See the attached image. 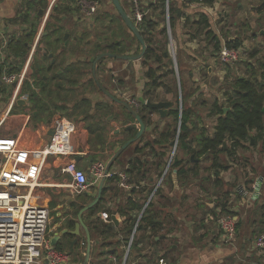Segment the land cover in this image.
I'll return each mask as SVG.
<instances>
[{"label": "rangeland", "instance_id": "obj_1", "mask_svg": "<svg viewBox=\"0 0 264 264\" xmlns=\"http://www.w3.org/2000/svg\"><path fill=\"white\" fill-rule=\"evenodd\" d=\"M75 0H62L61 2H74ZM122 1V0H121ZM142 1V0H141ZM149 0H143V3H147ZM162 4L163 0H159ZM220 1V0H219ZM60 2V3H61ZM125 3V5H128L132 9V2L131 0L122 1ZM58 3L59 5L57 7H54V12L51 13V16L49 17V22L46 25V35L41 34L40 40H41V46H44V39H47V34L53 31V29L56 26H62L64 27L67 32L68 29L72 34L76 32L75 27L72 26L70 23L71 21L65 20L63 23L62 20H57V15H60V9L62 5ZM253 7L248 9L253 10H259L260 16H261V22L260 25H257L254 29L252 28L250 22L251 20L249 18L243 19L240 21L238 26L229 25V15H224L223 12H220L221 5H215L214 6V15H211V23L212 27L214 28V31L216 34H218L221 38V35L217 33V28L221 27L220 30L222 33V36L224 37V41L232 40L230 39L231 36H234L236 34L239 35L238 38L232 40V42L238 41L239 47L242 48L241 51V57L240 60L234 64L231 65H224L221 64L218 60V50L215 49V41H211L210 38L207 37L206 31L197 29L198 27H195L191 24V22L182 24L181 19L175 18V16L172 17V27L171 30V38L173 41V44L176 46V60L174 59V63L176 65L173 66V64H169L168 70L170 72V75L166 77V80L170 84L177 83V96L174 94V92H168L165 91L164 88L156 90L153 95L156 97L161 96V98L166 100H173L175 102V97H179L178 99H181V91L179 89V80L180 83L183 85V91L185 95V103H183L184 107L183 110H185L187 107L192 110L191 119L189 120L188 126L189 130L188 133L185 134V138H187L189 144L192 146V149H195L196 152H193V155H196V158H198V164L195 165L197 161H190V156L192 152L190 150L183 149L181 146V143H179L180 138V129L179 124L181 123L180 117H175L170 114V112L166 113L164 117H161L158 113H156L152 118V125L148 126V128H145L143 136L137 140L135 143L130 145L128 147V150L125 149V152L118 158L120 160L118 163L121 165L123 164L124 160L130 157H134V146L138 143L140 146L142 144L144 145L145 141L148 140H159V143H156L155 151L156 152H164V148L162 147L164 138L161 137V133L164 130H168V132H172L170 135V139L172 141V144L168 147L166 155V159L162 156H158L156 158L155 153L152 154L150 149L142 148V152L139 154L141 155L142 159H144L146 162L152 163L154 165H151L152 170H154L151 175L153 177V180H150L151 189L152 191H155L157 185L159 184V181L163 179L161 182L160 187H162V190L164 191L166 198H173V195L170 194V192H173L175 195V191L178 192V195L184 196V201H187L189 203L193 202L195 199L200 198L201 200L204 199V197L199 195L200 188H209V191L211 192L213 189H215V194H217V198H219V203L226 202L229 199V194H227V191H233L236 189L235 187L239 185L241 182L246 186L247 189L250 191V196L246 198L243 205L248 208L251 204L255 206V209L252 210L251 218H257V224L256 221L253 222L252 228L249 226L250 230V238L246 241L247 243L246 248L243 249L244 253L251 252V250L254 248L255 253V259L251 262V264H254L255 261L260 260L262 263H264V252L261 255L260 252L263 250L257 248L255 246V240L256 237L260 233H264V140L260 139L258 140V143L254 145V143L245 141V145L243 147H240L237 149V153H234L233 156L229 158L227 157L226 153H222L220 155V158L222 162L227 164L229 166V169L221 170V179L223 180L220 186L217 183L219 182L216 178L215 170L213 167V154L211 152L203 155L198 156V150L200 148L199 141L197 137L200 135L201 132L212 134L214 131V126L217 121V114L215 110H217L214 106L215 102L218 101L219 104L223 105L225 110L228 111L229 107L231 106L230 100L234 98L235 96V88L234 84H236V81L239 77H247L252 78L255 68L258 66V59L262 58L264 56V37L262 39V44H260V47H257V43L253 40H248L247 45H243L242 42L250 37L252 34L251 32H255L259 37H262L260 35L259 29L264 27V6L262 4V0H253L252 2H248ZM49 2L47 3V5ZM104 7L102 9V13L106 10V17L101 15L102 13H99L100 19H102V22L99 26L100 27L103 22L105 21L104 18H107L110 16V14H113L114 16H117L116 9L112 3V0H104ZM106 4V5H105ZM108 4V5H107ZM46 5V7H47ZM171 5L173 6V0H171ZM201 5V4H200ZM113 6V7H112ZM203 6V5H202ZM202 6H189L187 7V11H192L191 15L192 18L195 17L198 12H200V7ZM203 10V8H202ZM201 10V12H202ZM210 13V12H208ZM162 24L164 22V25L166 26L167 21L165 19L164 14L162 15ZM39 19L37 22L39 23ZM43 21V18H42ZM98 21V19H97ZM36 24L38 25V23ZM255 23V22H253ZM34 26V34L37 35V25ZM195 24V22H194ZM231 24V23H230ZM40 25V24H39ZM252 28V30H251ZM69 32V33H70ZM189 32V33H188ZM200 33V34H198ZM259 33V34H258ZM198 34V37L194 40V36ZM84 37L82 40L76 42V43H70L67 47V51H65L62 55L57 54V51H53L55 53V56L59 57V60L55 61L54 69H60L62 70L68 62L77 61L78 63L82 62H90V58L95 54L94 50L91 47H87L85 45V38H90L92 34L84 33ZM107 35L110 33L107 31ZM45 37V38H44ZM69 38V37H68ZM96 38L93 37V40ZM169 39V38H168ZM70 40V39H69ZM72 41V40H71ZM170 41V39H169ZM167 42V41H166ZM169 44V43H168ZM33 45V44H32ZM33 47L30 48V51L27 55L31 54V51ZM54 48V46H53ZM48 50V47L45 48V51ZM8 53V49H6V56ZM26 55V56H27ZM22 59H27V56ZM50 57L44 55V51H42V48L40 49L38 46L35 47V51L33 53V58L30 62V65L27 69V77L28 80L23 86V90H28L29 94L31 93V101H42L46 103H51V100H57L59 102L67 103V105L72 104L75 101H80L82 97H87L90 99V106L85 104H81L78 107H69L64 109H57L52 108L48 113H45L44 110H41L42 108H39V110L46 115L44 119H42V116H33L32 115V121L29 123V131L26 132V135L28 138L31 137V131L35 130L37 125L41 123V121H45L49 118L51 121L55 116H60L61 114L73 119L74 121H77L78 117L83 114V112L89 108L90 112H95V106L97 102L102 103L103 105H109V102H111V98L105 94L98 86V84L94 81L93 73H92V65H83L81 66V73H75L72 76V81H68V79L65 77L67 76L65 74L64 79L60 78H54L55 72H46L44 70V67L47 66L50 62ZM178 59V61H177ZM111 61H108L107 59L103 60L102 66L103 68L102 73L97 71V74L99 76V79L102 81L103 85L108 84V87L110 89L114 88V75H112L111 68L113 66ZM139 62V61H138ZM135 63L136 71H142L143 69L140 68V62ZM107 64L108 67H107ZM80 66V65H79ZM174 68V72H171V69ZM20 68H17L15 70H10V72H18L20 71ZM104 70V71H103ZM62 72H60L61 74ZM166 73V72H165ZM43 74H47L49 78V82L47 83L50 87L47 86L48 93H42L40 92V87L38 85L39 80L41 79V76ZM102 74L104 76H102ZM257 76L261 77V71H258ZM75 80V82H73ZM79 81H82L81 83ZM31 82V83H30ZM125 82H129V84L126 87H122L118 94L123 98L130 99L133 101V98L136 96L132 94V90L134 92L135 82L137 86V77L136 81L134 82L131 78L125 79ZM58 85H61L63 87L60 91L58 90ZM138 89V88H137ZM188 92V95L186 93ZM137 93V92H136ZM11 90L8 89L6 86L0 87V103L7 102L10 98ZM40 98V99H38ZM181 102V101H180ZM176 104V102H175ZM181 105V103H179ZM180 106H178L179 108ZM28 107H19L16 106V108L13 110V114L16 113H25L28 112L26 110ZM187 108V109H188ZM101 109L97 110L99 113ZM93 114V113H92ZM61 115V116H62ZM49 116V117H47ZM111 116V115H110ZM108 120L113 122V118ZM50 121V122H51ZM98 122L101 120H97ZM96 121V122H97ZM90 122V121H89ZM102 122V121H101ZM102 126H90L94 132L93 141L95 142L92 147L93 150L100 149L98 152V155L100 158L106 162L109 161L113 155L116 152V149L118 147H121L124 143V141L128 138L129 134L124 132L126 126H119L118 123L115 126H112L111 123L104 122L101 123ZM140 126V123H136V126H134V129L138 128ZM174 132V133H173ZM184 134V132H183ZM252 136L256 134L255 131L251 132ZM144 137L143 140H141ZM141 140V142H140ZM98 145V146H97ZM100 145V146H99ZM230 145V142L227 143V147ZM100 147V148H99ZM145 147V146H144ZM149 153V154H148ZM144 154V155H143ZM152 155V156H151ZM156 159H155V158ZM149 159V160H148ZM160 159L165 161L162 163V166L159 164L156 165V162H158ZM179 159H182L184 164H186L187 168L196 166V170L198 171V175H195L189 171L188 177H185L184 180V187L180 185L183 190L179 191L176 189V176L171 172L172 168L175 164V162ZM58 164V163H57ZM117 164V166L120 167L119 170H122V165L120 166ZM156 165V166H155ZM59 173L58 171H56ZM171 172V173H170ZM191 174V175H190ZM225 174V175H224ZM231 176L229 178L230 181H226L224 179V176ZM63 176V175H62ZM65 178V177H64ZM174 178V179H173ZM63 180V177L60 178ZM261 179V185L259 186L258 190H256L257 187V181ZM102 180V179H101ZM120 179L114 180L116 185H119ZM251 182V183H249ZM145 185L149 183L147 180L144 182ZM181 183V182H180ZM255 183V188L251 187L252 184ZM179 184V181H178ZM211 185V186H209ZM249 185V187H248ZM148 187V186H147ZM158 189V188H157ZM157 189L155 191L154 196L157 193ZM255 191L254 196L252 193ZM97 194V193H96ZM77 198L80 196L85 197L84 193L80 195H76ZM75 196V197H76ZM93 196H91L92 198ZM91 198H84L85 201L90 202ZM152 198V199H153ZM216 198V199H217ZM148 199V198H147ZM146 199V201H147ZM242 199L241 196L236 197V200L232 203L238 206V210L235 212H231L233 215H239L237 217L238 222L240 223L241 215H245V211H242L244 206L239 203V201ZM145 201V202H146ZM144 203V202H143ZM116 201L112 200L111 204L109 206H115ZM144 206L141 209V213L143 212ZM75 211L72 212V216L76 217L78 212V209H74ZM64 215L67 211V208L63 210ZM77 212V213H76ZM239 212V213H238ZM140 213V214H141ZM221 214H224L220 212ZM225 214H228L227 212ZM68 215V214H67ZM262 220V221H258ZM237 226V233H238V227ZM51 225V223H50ZM241 227H243V223L241 224ZM248 233V232H246ZM129 244V243H128ZM128 246V245H127ZM154 249H157L153 246ZM63 250L68 251L69 248L67 245L63 246ZM83 252H85V249L83 248ZM95 244L92 241V253L91 256L93 257L96 253ZM156 255H153V259H156ZM91 257V258H92ZM254 258V257H253ZM259 261V262H260ZM260 262V263H261Z\"/></svg>", "mask_w": 264, "mask_h": 264}, {"label": "crops", "instance_id": "obj_2", "mask_svg": "<svg viewBox=\"0 0 264 264\" xmlns=\"http://www.w3.org/2000/svg\"><path fill=\"white\" fill-rule=\"evenodd\" d=\"M122 1L128 2V0ZM252 1L253 0H216L212 6H202V4L200 5L199 3H190L188 0H173L172 7L175 13H177L176 17L181 19L182 24L183 21L184 23H186V25L187 23L191 22L192 25L198 27V25L196 23L194 24V22H196L201 13L208 14L211 19V15H214L213 13L216 9H214V6L221 5L222 8L220 12H223V16L230 14L229 25H233L236 27L241 20L249 18L251 20L250 24L252 23L251 26L254 29L257 25H260L261 12H259V10L257 9H248L253 7V5L251 6L250 3H248ZM69 4L70 3H68L67 6H69ZM194 5L202 7H200V12H198V14H196L195 17L192 18V11H187V7ZM143 6L146 14L151 15L154 18H156V16L162 17L164 13V8L162 7V4L159 0H149L147 3H143ZM39 7H33V4L28 0H0V40L5 37L9 42L11 41L12 44L19 43L20 39L27 35L31 31V29L34 28V20L35 24L38 20ZM65 7L66 5H62L60 9V15H57V20H62V23L65 20L69 19L71 13L70 10L66 9ZM52 12H54V9L50 12L49 17L51 16ZM49 17L46 20L45 16H43V21L41 17L39 19V23L37 22L38 31L36 33L37 35L34 36V40L32 42L33 45L31 44L33 50L31 51L30 55H27L29 57L26 56L27 59H22V55H16L14 51H12L11 49L9 50L8 48V55L4 57V61H0V71L15 70L17 68H20V66L22 69L26 64L30 65L35 47L38 45L40 36L41 34H45L47 31L46 25L49 22ZM210 28L214 30V28L212 27V23ZM216 28L217 33H219L221 35V38L224 39L220 31L222 28H218L217 26ZM203 31H206V29H204ZM66 32V30L60 31V35H62L61 44L58 45L54 43L53 45V50H55V52L57 51V54L62 55L63 53L61 52H64L60 50L59 46L63 45L64 42H66L64 40ZM259 32L260 35L262 34V37H259L255 32L252 31L250 37H248L244 41V43L242 42V44L247 45L248 40H253L257 43V47H260V44L263 43L262 39L264 37V27L259 29ZM198 34H196L194 38H192V40H195L198 37ZM49 37L50 35L47 36V39ZM238 37L239 35L236 34L234 36H231L230 39L234 40ZM224 42L226 41L222 40V44ZM102 76L104 75L102 74ZM102 81H104V79ZM106 85L108 84L106 83ZM12 96L13 91L11 90V95L9 96L10 98L8 99V101L6 103L2 102V105L0 103V120H5L3 125L0 126V133L10 134L14 136L20 134L21 144H23L25 147H38L47 143V141L49 140V134L51 133V128H49L50 119H47L46 122L41 121V123L36 126L37 128L31 131V137L28 138L26 132L29 131V123L33 118L32 115L35 116L34 112H37L36 116L43 115L42 119L45 120L44 113L38 114V111H34L33 106L32 109H30L29 107L26 108L28 112L13 114L12 112L16 108L17 104L16 102H13ZM6 108L11 109L9 115H6ZM89 114L91 113L89 112ZM62 117L70 119L64 115H62ZM109 119H112V117L109 116ZM70 120L74 121L73 119ZM89 120L91 119H84V115L81 114L78 117L77 121H74L77 125V131L73 137V144L78 152V154H76L74 158L77 162L78 167L86 171H89V166L92 161L102 160L98 155L100 149L93 150L92 147V145L95 143L92 139L94 136V130L90 126H95V124H92L93 122H89ZM110 123L112 126L116 125L115 122L110 121ZM131 135L133 134H129L128 138ZM128 138L124 141V143L128 140ZM119 148L120 147H118V149ZM118 149H116V152L118 151ZM126 149L128 150V147ZM127 159L124 160L125 164ZM62 161H64L63 158H57L54 156H50L45 159L40 172V179L44 184L37 189L40 203L48 206L51 211L49 238L52 242L56 240L55 245L59 243V237L62 233L63 228H65L64 219L67 214L64 215L63 210L66 208L67 211L69 210V208L72 206L73 197H75L68 188H57V185H53L68 182V179L66 177L64 178V176H62L60 173L61 165L59 164ZM118 161L119 159L112 166L111 171L121 175L125 173L123 172L124 165L121 164V166ZM108 162L109 161H106L105 163L108 164ZM160 163L161 161L159 160L158 162H156V165H160ZM117 164L122 167V170H119L120 167L117 166ZM56 171H58L59 173H57ZM120 175L119 177L117 176L118 179L121 178ZM174 175L176 176L177 180V185L175 186L176 189H178L179 191L183 190L180 185L184 187L183 183L185 179L183 178V180L180 181L181 183L179 182L178 184V176L177 174ZM61 177H63V180L60 179ZM90 177H92L91 174ZM230 177V175L224 176V179L226 181H230ZM117 178H107L104 188L108 187V189L102 203L97 207V212L95 215L90 218L86 217L85 219L87 224L92 225L91 222L94 220V216L97 215L99 217L98 221L96 220L97 225L101 226V231L95 230L94 232L93 242L95 244V249L97 252L92 257L91 264H123L125 251L133 233V242L136 241L137 246L134 249H132L131 247L129 264H132L133 262H136L137 264H148V260L153 262L152 258L154 255V250L156 251V254L158 253L157 259L159 260H156L153 263L167 264V260L164 259L163 253L166 251L167 246L171 241H173L174 244V250L172 252V256H175L174 264H251L253 259H255L254 248L251 250V252L248 253H244L243 251V249L246 248L247 243H249L245 240L246 238L247 240H249L248 238H250V230L248 227L251 226L252 228V226H254L252 225L254 221H256L257 224V218L254 217L253 220L251 218V213L252 210L255 209V206L251 204L247 208L243 205L246 198L250 196V191L247 189V184L245 186L241 182L235 187L236 189H234L233 191H227L226 193L229 194V199L228 201L221 203H219L217 194L214 195L215 189L210 192L209 188L207 187L200 188L199 195L201 194L204 199L201 200L200 198H198L189 203L187 201H184V196L178 195L177 191H175V195L173 194V192H170V194L173 195V198H166L167 196H165L164 191L162 190L163 186L160 187V192L156 193L153 198V212L156 215L157 220L161 221V224L159 226L160 232L162 234H166V237L163 234L161 236L159 244H156L155 246L154 244L149 243V237L144 231H140L137 229V226L141 221L140 219L143 212L141 213L139 211L128 210V198L129 196H134L132 188L136 183L129 181L130 188H124L116 185L114 180H117ZM145 179H147V177H144L142 181H144ZM100 182L96 186H92L86 193H84L85 197L80 196V199L85 201L84 198H91V196H93L90 199L91 201L96 198V193H98ZM254 185L255 183H253L251 187L255 188ZM254 193L255 191L252 193L253 196ZM238 196L242 197L239 203L244 206L242 211H245V215H241L240 223L238 222V233L234 242L225 243L223 239V232L217 224V217L221 214L220 212L231 213L237 211L238 206L232 203ZM112 200L116 201L115 206H109ZM145 201L146 199L144 200V204ZM85 203H88V201H85ZM124 207L128 208L126 210L128 214L123 211ZM67 211L65 213H67ZM103 212L109 213V220H106L102 217L101 214ZM236 216L238 217L239 215ZM136 217H138V219H136L137 222H135V224L134 220ZM129 218L131 219V221H129ZM242 223L243 227H241ZM131 225V228H133L132 232H130L129 230V227ZM153 246L157 249H154ZM263 252L264 250L258 255L263 254ZM259 261L260 260L255 261L254 264Z\"/></svg>", "mask_w": 264, "mask_h": 264}, {"label": "built area", "instance_id": "obj_3", "mask_svg": "<svg viewBox=\"0 0 264 264\" xmlns=\"http://www.w3.org/2000/svg\"><path fill=\"white\" fill-rule=\"evenodd\" d=\"M61 1L48 0L49 4L43 15L46 20ZM170 1L165 0L164 16L170 39L168 48L173 59L176 60V46L171 38ZM131 2L133 16L140 24L146 14L143 3L141 0H131ZM65 4L68 5L66 2ZM69 6L81 14L83 19H88L99 9L100 0H75ZM8 45V39L3 37L0 40V61H4ZM241 51V47L230 46L224 42L217 53L218 60L224 65L234 64L240 60ZM28 67L29 64H26L18 72L0 71V87L6 86L13 91V102L19 98H25L30 102L29 92L25 93L23 90L28 80ZM10 111L11 109L8 108L6 115H9ZM4 122V119L0 120V126ZM49 128L54 131L53 135L47 143L38 147H25L21 144L20 134L14 136L0 133V264H69L71 260L69 251L58 249L49 238L51 211L48 206L40 203L37 193V189L44 184L41 182L40 172L47 157L63 158L64 161L59 164L60 173L68 179V182L53 185H57V188H68L74 196L86 193L103 177L112 178L116 173L106 172L107 164L102 160L92 161L89 171L78 167L74 158L78 154L73 144V137L77 131L74 121L55 116ZM120 177L119 185L130 188L128 175L123 173ZM161 182L162 179L156 189ZM155 191L152 192L149 200L153 198ZM101 215L106 220L110 218L108 212H103ZM217 223L223 232L224 242H234L237 235V217L220 214ZM133 239L134 233L126 248L123 264H129ZM255 246L264 249V233L256 237Z\"/></svg>", "mask_w": 264, "mask_h": 264}, {"label": "flooded vegetation", "instance_id": "obj_4", "mask_svg": "<svg viewBox=\"0 0 264 264\" xmlns=\"http://www.w3.org/2000/svg\"><path fill=\"white\" fill-rule=\"evenodd\" d=\"M103 3H104V0H100L99 9L97 10V12L93 16L89 17L88 19H83L81 14L76 12L73 7L67 6L64 2H61L60 4L61 5L65 4L66 5L65 8L70 10L71 13H70V17H69L68 21L70 20L71 21L70 23L76 29V32L74 34H72L70 32V30L68 29V31L70 33L68 36L69 38L66 40V42H64V44L66 46L70 45L71 42L75 43L72 40L74 38L76 39V42L82 40V38L85 36L84 33H88V34L94 33V35H91L90 38H87V39L85 38V45L87 47L88 46L91 47L94 50L95 54L89 59L90 62L85 61V62H82L79 64L81 66L85 65V64L87 66L92 65V73H93L94 66H95L96 70H98L99 72L102 73V70H101L103 68L102 62L105 59H107L108 61H111L110 63L113 64L111 71H112V75H114V88L110 89L108 87V85L105 84V86L110 89V90L109 89L108 90L113 95V98H111L112 99L111 102H109V106H111V108H112L111 116L113 118V122H115L116 124L118 123L119 126H126L124 132H126L127 134H133L128 138V140H130L132 137H134L136 135V133L139 131V129L141 127V126H139L138 128L134 129V126H136V123H138V125L140 123L138 121L136 115H139L142 118V120L146 126L145 128H148V126L152 125L151 123L154 119L152 117L156 113H158L161 117H164L166 115V113L170 112V114L172 116H175L176 118L180 117V119H181V115L179 116V114L178 115L176 114L177 110L181 113V106H182V91H181L180 80H179V85H180L179 89L181 91V99H178L179 97H175L176 104L173 100H166V99L161 98V96L156 97L155 95H153V93L156 90L158 91V89L164 88L165 91L174 92V94L177 96V83L170 84L166 80V77H168L170 75V72L168 70L169 64H173V66L176 65L174 63V60L172 63H168L167 59L163 58L164 63H161V62L159 63L156 61L157 59H156L155 55H153V57H151L150 53H149L150 41H151L152 45L155 44V45L159 46L160 49H163L161 51H165L166 49H164V48H167V42H166L167 41V33H165L163 31L166 27L164 25V22L162 24L163 18L161 16L160 17L156 16V18H154L151 15L145 14L142 22L140 24H138L136 22L134 16H133L132 9L130 7H128V5H125L124 2L121 1L125 12L127 13L129 19L139 29V31H140L143 39H144L145 45H146L145 51L140 58L130 59V57L136 56L143 51V44L141 43V41L137 37L136 33L128 26L127 22L125 21V19L122 17V15L120 14V12L118 11V9L115 6L114 7H115L118 15L114 16L113 14H110L109 17L104 18L105 21L103 22V24L100 27H97L101 24L102 19H103V18L100 19V16L103 15L104 17H106V10L103 13L101 12L103 7H104ZM112 3H113V1H112ZM43 8L45 10V7H43ZM77 13L79 15L77 16V18H75L74 15ZM99 13H102V14L98 15ZM43 15L38 16V17L41 18V17H43ZM74 19H76V20H74ZM97 19H98V21H97ZM150 23L154 24V27H151V29L150 28L148 29V25ZM107 31L110 33V38H109V35H107ZM93 37H95L96 39L93 40ZM49 39H50V42H49ZM53 45H54V43L52 42L51 38H48V39L45 38L44 39V46H41V40L40 39H39L37 46L40 49L42 48V51H44V53L50 54V53H54L52 51L54 49ZM46 47H48V50L45 51ZM61 53H64V52H61ZM107 54H114L117 56L107 57L106 56ZM99 57H102V58L97 61V59ZM54 58H55V61L59 60V57L55 56V53H54ZM96 61H97V63L95 64ZM138 61L140 62V65H141L140 68L143 69L141 72L136 71V68H135V63ZM158 64H160V66H158ZM108 65L109 64H107V67H108ZM54 66H55V62H53V58H51L49 64L44 67V70L48 73L49 72H55V74L53 76L54 78L64 79L66 77L69 82L72 81V76L75 73H71L67 67H64L62 70H60V69L56 70V69H54ZM152 67H154V68L159 67L156 70V76L158 77V80H156V83L154 82L155 78L151 77L150 70L152 69ZM60 72H62V73L60 74ZM171 72L172 73L174 72V68L171 69ZM76 73H81V70L76 72ZM65 74L67 76H65ZM136 77H137V82H139V83H137V86H136V82H135ZM126 78L127 79L131 78L135 82L134 87H136V88H134V92H133V89L131 88L132 94L136 96L135 98H133V101H131L130 99L124 98V97L122 98L118 94V91L122 87H126L129 84V82H125ZM92 79H94V77ZM49 81L50 80H49L47 74H43L41 76V79L39 80V83H38V85L40 87V92L50 94V92H48V90H47V86L50 87L47 84ZM73 82H75V80H73ZM79 82L81 83L82 81H79ZM159 82L161 83L160 85H158ZM58 88H59L58 90L60 91L63 87H61V85H58ZM38 99H40V98H38ZM30 102L31 103L35 102L33 109H34V111H38V114H39L41 112L39 110V108H42L41 110H44L45 113H48L50 111V109H52V108L64 109V108H69V107H78L79 105L85 104V103H87V105H88V104H90V99L85 96V97H82L80 99V101H75L69 105H67V103L59 102L57 100H51V103H46V102L42 101V99L40 101H38V100L33 101L32 100ZM149 102H151V103L170 102V103H169V107H163V109L160 111L156 108H150V106L148 105ZM179 103H181V105H179ZM101 104L102 103H100V102L96 103L95 112H90L89 108H87L85 111L89 110V112L91 114L92 113L96 114V113H98L97 110L98 109L100 110ZM88 106H90V105H88ZM178 106H180V107L178 108ZM85 111L83 113H85ZM162 112L165 113L164 116L162 115ZM46 115H44V117ZM47 117H49V116H47ZM89 121L90 122L92 121L93 122L92 124H95V122L97 120H94L92 118ZM179 126H180L179 127V129H180L179 143H181V146L183 147V149L190 150L192 152L189 160L190 161H197L195 163V165H197L198 164V158H196V155H193V152H196V150L191 148L192 146L189 144L187 138L182 139V136H185V134L188 133L187 131L189 130V126H188L187 130H183L181 123L179 124ZM183 132H184V134H183ZM171 133L172 132H168V130H164L161 133V137L164 138L163 144H162V147L164 148V152H156L155 151L156 143H159V140H157V139L145 141L144 145L142 144V146H140L138 143L136 144V146H134V154L135 155H134V157H130V158H133V159H135L134 161H136L137 158L140 157L141 161H143L145 163L144 167L141 166V169H138V172H140V174H145V177H147V179L142 181L143 186H150V180L153 179V176L151 175V173L154 172V170H152V168H151V165H154L153 164L154 162H152V163L146 162L144 159H142V157L139 153L142 152V148H144V149L147 148L148 150L150 149L152 154L155 153L156 158L158 156H162L163 158H165L166 155H168V153H167L168 147L172 144V141L170 139ZM251 136H252V134H251ZM143 139H144V137L141 140H143ZM197 139H198L199 144H200V148L198 150V156H203V155H199V151L202 148V144H201L202 141L199 140V136L197 137ZM141 140H140V142H141ZM135 142H133V143H135ZM138 147H140L139 150L137 149ZM209 152H211L213 154V157H214V153L212 151H208L207 153H209ZM207 153H205V154H207ZM160 161H161L160 166H162V163H164L165 161H163L162 159H160ZM177 161L180 162V166H184L187 169V174L185 175L186 177H188V175L190 173L189 171H191L193 174L195 172V175H198V171L196 170V166L189 167L190 169H188L186 164H184L182 159H179ZM213 167H214V165H213ZM214 170H215V168H214ZM135 172H137V170ZM171 172L173 174H177V169H172ZM147 180L149 181V183L147 185H145L144 182H146ZM178 181L180 182V181H182V179L179 180V177H178Z\"/></svg>", "mask_w": 264, "mask_h": 264}, {"label": "trees", "instance_id": "obj_5", "mask_svg": "<svg viewBox=\"0 0 264 264\" xmlns=\"http://www.w3.org/2000/svg\"><path fill=\"white\" fill-rule=\"evenodd\" d=\"M190 3H199L204 6H212L216 0H188ZM48 0H33L31 3L33 4V7H45L47 5ZM262 4L264 6V0H262ZM153 5V4H152ZM162 7L164 8L165 12V0L162 1ZM164 14V13H163ZM177 13H175L171 1H170V22L172 27V17L175 16L176 18ZM198 25V29H206L207 37L210 38L212 41H215V49L218 51L220 50V47L222 45V40L218 34L212 30L211 27V20L208 14L201 13L199 18L195 22ZM151 27H154V24L150 23L148 25V29ZM153 29V28H152ZM173 29V28H172ZM60 31V30H59ZM147 31V30H146ZM165 33H167V29L163 30ZM34 29H31V31L22 37L19 41V43H11L9 42L8 48L15 52L16 55H22V58H25V56L28 54L31 48V44L34 40L33 37ZM49 38L52 39V34L49 33ZM60 35V33H59ZM61 39H62V35ZM168 34H167V48L165 51H161L163 49H160L159 46L151 43L150 41V47H149V53L150 56L153 57L155 55L156 61L164 63V59H167L168 63L173 62V57L169 51L168 48ZM28 43V44H26ZM54 43V42H53ZM61 43V41H55V44ZM226 43L230 46L239 47L238 41L232 42L231 40L226 41ZM59 45V44H58ZM61 47V45L59 46ZM54 51V50H52ZM166 54V55H165ZM8 55V54H7ZM178 61V59H177ZM160 66V64H158ZM152 67L150 70L151 77L155 78L154 82L156 83V80H158V77L156 76V70L158 69ZM258 71H261V77L259 78L257 76ZM255 75L253 74L252 78L247 77H239L236 81V84H234L235 88V96L230 100L231 106L229 107L228 111H225V108L223 105L219 104L218 101L215 102L214 106L217 110H215L217 116V121L214 126V131L212 134L201 132L199 135V140L202 141V148L199 151V155H204L208 151H212L214 153L213 157V165L215 168V174L216 178L219 181L216 186H220L222 183V179L220 177L221 170L229 169V166L222 162L220 155L222 153H226L227 157L229 158L234 155V153H237V149L240 147H243L245 145V141L254 142V145L258 143V140L262 139L264 140V56L260 59H258V66L254 70ZM161 83L159 82L158 85ZM105 86V84H104ZM105 88L108 90L109 88L105 86ZM110 90V89H109ZM181 91H182V102L185 103V95L183 91V85L181 84ZM188 95V92L186 93ZM181 106V113L177 110L176 114L179 116L181 115V126L183 130H187L189 120L191 119V114L193 113L190 108H186L183 110V105ZM101 111L96 114H89V110L85 111L83 113L85 119H94V120H101L110 123L108 120V117L111 115L112 108L109 105H103L101 104L100 107ZM42 113V112H40ZM112 117V116H110ZM101 121L95 122V126H102ZM255 131L256 134L254 136H251V132ZM185 136H182V139H184ZM230 142V145L228 148H226L227 143ZM160 143V141H159ZM138 150L140 147L137 148ZM125 152V150H124ZM126 153V152H125ZM123 154V153H122ZM121 154V155H122ZM120 160V158H117V160ZM135 159L130 158L127 159L126 164L123 162L124 168L123 172H125L128 177L129 181L136 183L135 186L132 188V192H134V196H129V209L127 207L123 208V211L126 212V210H133V211H139L141 212V209L144 205V200L148 198V196L152 193L151 184L150 186H143L142 180L145 177V174H140L138 172V169H141V166L144 167L145 163L141 161L140 157L137 158V162L134 161ZM115 161V162H116ZM114 162V164H115ZM113 164V165H114ZM172 169H177V175L179 177V180L183 178L185 179V175L187 174V169L184 166H180V162L176 161ZM137 170V172H135ZM120 174L115 173L112 177V179L119 177ZM264 175V174H263ZM138 186V187H136ZM108 187H105L103 189V197L100 200L99 203H97L94 207H92L87 214L84 216L86 217H92L97 212V207L102 203ZM160 187L157 189V193L160 192ZM153 206H154V200L152 199L151 202L148 204V206L144 209L141 221L139 225L137 226V229L140 231H144L146 235L149 237V243L159 244L162 234L160 232V224L161 221L157 220L156 215L153 212ZM138 212V215H139ZM137 215V216H138ZM94 220L91 222L92 225L88 224L90 231L92 233V240L94 236L95 230L101 231V226L97 225V221L99 217H94ZM134 219V218H133ZM132 219V220H133ZM135 218L134 223L137 222ZM97 220V221H96ZM129 221L131 219L129 218ZM136 224V223H135ZM132 225L129 227L130 232L133 231V228H131ZM134 227V226H133ZM161 233V234H160ZM166 237V234H164ZM158 237V238H157ZM128 241V240H127ZM135 242V243H134ZM132 243V249L136 248L137 242L134 241ZM173 241L169 242L166 251L163 253L164 259L167 260V264H174L175 263V256H172V252L174 250L173 248ZM58 249L63 250V245L59 242L57 245H55ZM69 251V250H68ZM154 255H156V251L154 250ZM170 256V257H168ZM158 253L156 256V259H153V262L156 260L158 261ZM152 261L148 260V264H154Z\"/></svg>", "mask_w": 264, "mask_h": 264}, {"label": "water", "instance_id": "obj_6", "mask_svg": "<svg viewBox=\"0 0 264 264\" xmlns=\"http://www.w3.org/2000/svg\"><path fill=\"white\" fill-rule=\"evenodd\" d=\"M114 6L118 9V11L120 12V14L122 15V17L125 19V21L127 22L128 26L136 33L137 37L139 38V40L141 41V43L143 44V51L136 55V56H132L130 57V59H138L140 58L146 48L144 39L139 31V29L137 28V26L129 19L127 13L125 12L121 0H112ZM65 5V4H64ZM39 13L38 16H42L44 14V8L41 6L39 7ZM75 18H77V14L74 15ZM39 18V17H38ZM76 20V19H75ZM34 25H35V20H34ZM37 25V24H36ZM26 28V27H25ZM64 31L65 28L61 26H56L52 32H50L52 34V42L55 43V41H61V36L59 35L60 31ZM69 36V32L65 33L64 36V40L66 41L68 39ZM75 43H76V39H72ZM50 42V39H49ZM28 44V43H27ZM61 44V43H58ZM67 47L65 44L61 45L60 50L61 51H67ZM45 56H48L50 58H53V62H55V58H54V53H44ZM107 57H111V56H117L114 54H107ZM102 57H99L97 59V61L99 59H101ZM97 61L95 62V64L97 63ZM77 61H73V62H68V64L65 66L67 67L71 73H76L78 71L81 70V65ZM83 66V65H82ZM93 77L95 82L98 84L99 88L105 93L107 94L110 98H113V95L111 94V92L109 90H107L105 88V86L103 85V83L101 82V80L99 79V76L96 72L95 66L93 69ZM15 86V85H14ZM25 93L29 92L28 90H24ZM30 96V100H31V93L29 94ZM169 103L170 102H160V103H151L149 102V106L150 108H156L158 110H162L163 107H169ZM16 104L19 107H29L30 109H32V107L35 105V102L31 103L29 102L27 99L25 98H19L16 100ZM226 111V110H225ZM34 115H37V112H34ZM162 115L164 116L165 113L162 112ZM138 121L140 122V129L139 131L136 133V135L134 137H132L130 140H128L127 142H125L119 149L118 151L113 155V157L109 160L107 167H106V172H109L115 162V160L124 152V150L130 146L133 142L139 140L142 136V134L145 131V123L143 122L142 118L139 115H136ZM85 119V117H84ZM51 121V120H49ZM54 133L53 130H51V133L49 134V139L50 136H52ZM107 178L103 177L99 187H98V193L96 198H94L93 200H91L89 203H85L84 200H81L80 198L77 197H73V201H72V206L69 208V210L67 211V216L65 217L64 221H65V228H63L62 233L59 237V242L64 246L67 245L69 248V253L71 255V260L69 262V264H91V260H92V233L90 231V228L87 224V222L85 221L84 216L87 214V212L94 207L97 203L100 202L101 198H102V194H103V189H104V185L106 182ZM261 185V179H259L257 181V187L256 190H258L259 186ZM148 201L144 207V209L148 206ZM74 209H78L77 212V216L73 217L72 216V212L75 211ZM143 209V210H144ZM76 212V213H77ZM94 217H98L97 215ZM56 240L53 241V243L55 244ZM83 248L85 249V252H83Z\"/></svg>", "mask_w": 264, "mask_h": 264}, {"label": "clouds", "instance_id": "obj_7", "mask_svg": "<svg viewBox=\"0 0 264 264\" xmlns=\"http://www.w3.org/2000/svg\"><path fill=\"white\" fill-rule=\"evenodd\" d=\"M43 18V17H42ZM111 171V170H110ZM162 181H163V179H162ZM160 187V186H159ZM158 187V188H159ZM153 192V191H152ZM152 194V193H151ZM151 194L148 196V199H147V201L149 200V198L151 197ZM152 200V199H151ZM151 200H149L148 201V203H150L151 202ZM147 201L145 202V204H144V207H145V205H146V203H147ZM144 211V210H143ZM225 214V213H224ZM228 214H231V213H228ZM231 215H233V214H231ZM236 216V215H235ZM237 217V216H236ZM218 224V223H217ZM237 226H238V223H237ZM236 237H237V235H236ZM264 264V263H263Z\"/></svg>", "mask_w": 264, "mask_h": 264}]
</instances>
